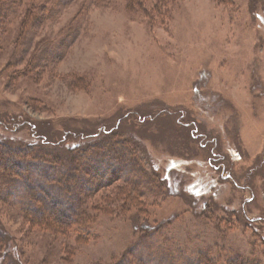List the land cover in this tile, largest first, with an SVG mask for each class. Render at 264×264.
Segmentation results:
<instances>
[{"label":"rangeland","instance_id":"rangeland-1","mask_svg":"<svg viewBox=\"0 0 264 264\" xmlns=\"http://www.w3.org/2000/svg\"><path fill=\"white\" fill-rule=\"evenodd\" d=\"M130 1L0 0V264H264V0Z\"/></svg>","mask_w":264,"mask_h":264},{"label":"trees","instance_id":"trees-1","mask_svg":"<svg viewBox=\"0 0 264 264\" xmlns=\"http://www.w3.org/2000/svg\"><path fill=\"white\" fill-rule=\"evenodd\" d=\"M49 1H50L49 2V7L48 8L47 7H45V8L42 7V10H49L51 12L52 11V8L54 6H57V5L61 4L63 0H49ZM128 1H130V0H128ZM250 7H251L252 10L253 9L254 10L256 9V6H253V5H251ZM80 130L81 131H79V130L76 129L74 131V132H76L75 135L77 136V138H79V134L80 133H83V131H82L83 129H80ZM84 132H86V131H84ZM179 137H181V136H179ZM180 140H181V138H180ZM112 146H113V143H111L110 140H109L106 143L105 147H102L103 150H104L103 153L101 155H99V154L96 155V156H98L97 160L94 159V156H95V154H94V156L92 157L93 159L91 161L93 163L89 164L90 166L89 165H86V167L83 166V168H85V171L89 173V175H88L89 178H86L87 176L85 177V173H82V175H83V176L81 175L82 176V179H79V180H78V175L73 176L70 179L69 178H66L67 183L68 182H70V183H68V186L66 187V190L64 192L67 191V194L69 195V200H71V198L73 197V195L76 196V194H77V191H73L75 189L72 186H76V185H79L80 184V186L83 187V190L86 191V190H88L89 188L92 187V183L93 184L94 183H97V185H98L99 181L101 183H103L104 181L112 178L110 176L109 172L112 169L111 167L113 166V164H116L118 166L120 165L122 167V169H121L122 170V173H127V172L132 173V172H136L135 171V166L131 163L132 161L130 162V161L127 160V153L125 152V149H123V151L115 152L112 149ZM79 149L80 148L78 147L76 150H74L75 151V152H73L74 153V156L71 159L73 161V163H74V164L72 163L71 166L73 165V167H74L73 169H75L76 171H78L77 170L78 167H76L77 166L76 163H77V161L79 159H81V156L83 155L82 153H79L80 152ZM77 152L79 153L80 158H79V156H77L78 155ZM6 153H9V152H6ZM10 156H12V155H10ZM9 161H10L9 159L5 160V159H3L0 156V164L3 167H4V165H8V162ZM134 161H135V159H134ZM16 164H18L17 165L18 168L16 169V167H15V170L13 171V173H9L10 176H6L4 178L6 180L5 182H7V184H8V183H13L14 181H19V182H21L22 186L27 187V188L31 187L29 185V181H28L27 176L25 175V173H23V171H25L26 169H24L23 165L21 167V162L17 163L16 161H14V165H16ZM100 164L102 165V167L100 166ZM97 167H100L101 168V170H99L102 173L101 174L102 175L101 178H100V175L93 174V173H95L93 171H98V170H96ZM19 169H21V171H19ZM47 169H48V167H47ZM47 169L44 170L46 172V174L48 173V170ZM67 169L65 170V173L67 172ZM85 171L83 170V172H85ZM13 175H15V176L18 175V176H16V179H14ZM66 176L69 177L67 175V173H66ZM34 179H35L34 182L37 181L36 180V176L34 177ZM73 192H76V193L73 194ZM4 236L5 235L3 234V232L0 231V251L3 249V247H5V244L4 243H5L6 238ZM5 254H4V256H5ZM173 261L174 260H173L172 256H167V255H150V254H148V256L144 257V259H142L141 262L143 264H172ZM203 261L201 259L194 260V262H192L191 264H214L211 259H207V260H203ZM6 264H12V263L6 261ZM118 264H130V263L128 262L127 259L126 260L124 259L123 260V263L120 262ZM185 264H190V261L188 262V260L186 259L185 260ZM229 264H237V263L236 262L235 263L229 262ZM238 264H240V263H238ZM244 264H246V263H244Z\"/></svg>","mask_w":264,"mask_h":264}]
</instances>
